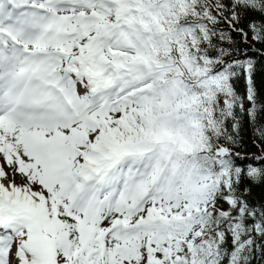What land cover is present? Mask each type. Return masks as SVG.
I'll return each mask as SVG.
<instances>
[{
    "label": "snow or ice",
    "instance_id": "6c2138e0",
    "mask_svg": "<svg viewBox=\"0 0 264 264\" xmlns=\"http://www.w3.org/2000/svg\"><path fill=\"white\" fill-rule=\"evenodd\" d=\"M257 43L264 0H0V264H264Z\"/></svg>",
    "mask_w": 264,
    "mask_h": 264
},
{
    "label": "trees",
    "instance_id": "16d2710c",
    "mask_svg": "<svg viewBox=\"0 0 264 264\" xmlns=\"http://www.w3.org/2000/svg\"><path fill=\"white\" fill-rule=\"evenodd\" d=\"M226 27V25H224ZM234 38L239 42L240 38L233 33ZM241 47H245L241 45ZM248 57L254 61L253 79L257 90L258 99L264 103V45L254 44L248 48ZM238 91L243 94L246 89L244 78L241 77L237 82ZM259 123L264 124V115L258 118ZM241 137L244 142V147L238 151L245 156H260L262 153L252 143L253 128L247 122V116L242 117L241 121ZM254 166H260L259 162H252ZM251 189L248 200L253 204H264V182H251L247 178L244 179L243 185ZM225 207H227L225 205ZM253 264H260L259 261H254Z\"/></svg>",
    "mask_w": 264,
    "mask_h": 264
}]
</instances>
